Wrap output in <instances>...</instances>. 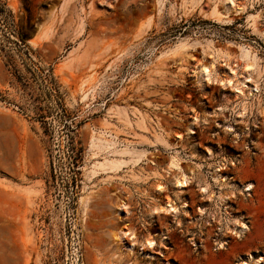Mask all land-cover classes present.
<instances>
[{
	"label": "rangeland",
	"instance_id": "obj_1",
	"mask_svg": "<svg viewBox=\"0 0 264 264\" xmlns=\"http://www.w3.org/2000/svg\"><path fill=\"white\" fill-rule=\"evenodd\" d=\"M67 2L0 0V264L264 259V0Z\"/></svg>",
	"mask_w": 264,
	"mask_h": 264
},
{
	"label": "bare ground",
	"instance_id": "obj_2",
	"mask_svg": "<svg viewBox=\"0 0 264 264\" xmlns=\"http://www.w3.org/2000/svg\"><path fill=\"white\" fill-rule=\"evenodd\" d=\"M65 1L66 2L68 1L67 3L69 4V0H65ZM158 4L161 5V2L158 1ZM210 16L215 17L217 19L219 17L218 13L215 10L210 13ZM150 20H151V18L148 20V23H146V24L149 25L150 24ZM80 26H81V24H80ZM82 31H83V27L81 26L79 28V33H82ZM46 33L42 34V36L40 37V39H42V40L45 39V38L47 39L48 38L47 35L49 33L48 34H46ZM30 44L33 45V46H37L38 45V41L37 40H31L30 41ZM185 48H186V44L180 43L179 45H176L173 49L169 50L167 53H170V54H173V55H177V54H180ZM69 54L72 55L73 54V51L71 53H69ZM68 60H67V62H68ZM64 68H67L66 64L64 65ZM85 82L80 87L79 93H81V94H79V95L81 97V102L82 103H87V102L89 103L90 102L89 103V105H90L91 102H95V95H94V93H95V87H93L94 85L87 86L88 84L86 85ZM83 86H85V87H83ZM0 107H2V105H0ZM91 143H93V141ZM169 166H170V168H177L178 169V165L174 161H172L171 164H169ZM223 170H224V167L218 166L215 169V171L213 172V179H212V181L215 184H218L220 186H225V187H228V188L231 189L232 188V186H231V180L228 177H225L224 175L221 174ZM189 183H190V177L186 173L180 171V173L178 174V177L176 178V182H175L176 187L178 189H182L184 187H187L189 185ZM243 189L245 190V192H250L253 189V186L252 185H246V186L243 187ZM158 190L161 191L162 190V187L159 186L158 187ZM201 192H202V194H206L207 193V189L206 188H202ZM182 208H184V207H182ZM158 212L159 211H153V214H156ZM161 212L170 213V214L171 213H177V207H175L170 202H166L165 206L161 209ZM199 214H200L201 217L204 216L206 214L205 213V210L200 209ZM248 231H249V227L247 226L246 223H243V222H235L234 223V228L231 231V234L232 235H235V236H237V237L240 238L241 235L246 234ZM125 236H130V234H127L126 233ZM132 239H135V237L132 236ZM153 246H154V243L152 241H147V243L145 244V247L147 249H152ZM220 249H224V244L220 245ZM242 264H264V259H257L256 260V259L252 258L251 255H247L245 257V260L242 262Z\"/></svg>",
	"mask_w": 264,
	"mask_h": 264
}]
</instances>
